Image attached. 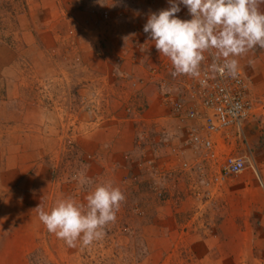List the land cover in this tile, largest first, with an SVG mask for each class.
<instances>
[{
    "label": "rangeland",
    "instance_id": "obj_1",
    "mask_svg": "<svg viewBox=\"0 0 264 264\" xmlns=\"http://www.w3.org/2000/svg\"><path fill=\"white\" fill-rule=\"evenodd\" d=\"M128 2L56 0L54 41L32 32L53 26L42 7L52 3L0 0V264H264V49L236 58L259 121L255 139L235 144L247 169L219 183L218 163L189 142L187 127L163 101L164 113L153 115L142 92L169 80L164 63L158 74L149 67L134 79L117 58L118 71L103 85L112 84L118 98L94 96L100 78L81 68L87 35L97 28L100 46L110 40L111 24L124 25ZM133 90L141 91L133 98ZM153 118H161L159 127L148 130ZM105 182L125 200L90 246L69 247L39 220V205L48 211L65 198L86 204Z\"/></svg>",
    "mask_w": 264,
    "mask_h": 264
},
{
    "label": "clouds",
    "instance_id": "obj_2",
    "mask_svg": "<svg viewBox=\"0 0 264 264\" xmlns=\"http://www.w3.org/2000/svg\"><path fill=\"white\" fill-rule=\"evenodd\" d=\"M169 7L151 13L143 26L162 57L170 60L173 76H198L204 53L215 50L223 60L214 70L235 76L237 57L255 48L264 49V0H168ZM184 5L192 17L181 20L176 14ZM75 179V177H74ZM80 183L86 184V180ZM125 195L111 182L97 184L86 196V204L71 198L58 200L50 210L39 205V220L50 234L69 247L78 242L90 246L103 238L106 227L116 221Z\"/></svg>",
    "mask_w": 264,
    "mask_h": 264
},
{
    "label": "built area",
    "instance_id": "obj_3",
    "mask_svg": "<svg viewBox=\"0 0 264 264\" xmlns=\"http://www.w3.org/2000/svg\"><path fill=\"white\" fill-rule=\"evenodd\" d=\"M191 18L182 14L181 20ZM204 56L198 76H173L172 64L166 61L162 67L169 80L156 83L172 116L179 120L181 126L187 127L189 142L204 153L207 161L218 162L214 138H229L232 130L242 132L254 116L255 106L249 84L239 66L235 76L227 72L221 74L212 67L223 63L222 58L217 59L215 50L204 53ZM157 68H153L152 75L159 73ZM218 169L216 181L223 183L230 176L242 174L247 169V162L240 156H228Z\"/></svg>",
    "mask_w": 264,
    "mask_h": 264
},
{
    "label": "crops",
    "instance_id": "obj_4",
    "mask_svg": "<svg viewBox=\"0 0 264 264\" xmlns=\"http://www.w3.org/2000/svg\"><path fill=\"white\" fill-rule=\"evenodd\" d=\"M47 2L52 3V5L50 6L42 5V7L44 8V12H46L47 19L49 18L55 23L53 24V26H48V27L46 26V24H42L41 26L40 24H38V26L35 29H32V32L34 31L37 33V29H40L41 32H46L50 36H53V40L56 41L58 39L56 35L59 32L58 23L56 22L59 19L57 18L58 17L57 15H59L60 13L59 11H54L56 6L55 3L56 0H47ZM154 2L155 3H151V5L149 4L148 0H132V2L130 3L128 2L127 5L128 10H126L127 11L126 18L123 19L125 20L123 27L122 25H119L120 21L118 22L114 21V23H112L110 26L111 39L101 44L102 46H100L99 44L101 42L97 43L96 41L97 38L101 39L102 32L99 35L98 34L99 29L97 28L95 29L94 32H90V33L88 32L89 34L87 35V41L89 45L87 46V54H89V57L88 58L85 57V59H82L83 63L82 62L81 63L84 65V67L81 68L86 72H91L93 74H96L97 77L100 78L96 80L98 81L97 83L100 82V85L97 84L96 88L94 87L95 89H98L97 87L100 86V90H95V92H93L96 98L99 99H102L103 97L114 98V95L116 98H118V95L114 92L112 84L110 87L103 85V83H106L105 79L108 73L111 74V72L116 73V70L118 71L119 67H117L118 65L116 66L117 58L121 57L124 60L122 64L123 66L122 65L120 66L122 68L121 70L122 71L125 70L128 74L134 76L133 77L134 79H139L142 77V75L146 77L148 75L147 69L149 67L156 68L157 66H160L164 62L170 61L168 60V58L159 55L158 51L154 46V43L149 39L148 34L144 33L143 31V26L147 22L148 16L151 13L158 12L159 10L167 9L169 7L168 0H154ZM42 3L44 2L42 1ZM58 8L59 7L57 6L56 9L58 10ZM182 14H187L188 16L190 15L188 9L181 4L180 11L176 14L177 18L181 19ZM66 21L69 22L67 18ZM91 35L95 36V41H96V43L94 44L95 46L92 45ZM134 39L137 41V43L135 44L133 50ZM92 46H94V52L88 53L92 50ZM132 53L134 57H132ZM88 61L91 69H93L95 73L89 68V65H87ZM85 67L87 69H85ZM111 83H113V81H111ZM102 87L103 88L109 87V90L108 88L103 90ZM143 88L144 89H142V92L145 91V93L147 92L149 94L148 96H146V100L147 101L149 100L150 104L151 103L153 104V106H151L153 109V112L151 111L153 115L156 114L155 112L156 109H157V114L164 113L163 111L166 109L163 106V104L161 105L162 96L158 87L156 85L148 83ZM140 91L138 92L140 93ZM138 92L136 90H133L131 93V95H133L132 97L134 98L138 94ZM154 106H157V108H154ZM258 117L259 116H257L255 112L254 116L249 122H247L242 132L238 130H232L229 138L225 136H219L214 138L215 140L214 143L218 153V162H217L218 166L221 162H223V160L226 157L236 155L237 147L235 146V144L237 143L236 142L237 140H239L242 137L247 142H250L252 138L255 139V135L251 133H253V131L255 130L253 127L255 121H259L257 120L259 119ZM160 119L161 118L148 119L149 122L148 130H150L154 126L159 127L158 123ZM261 121H262L261 123H263L262 125H264V119ZM262 127L264 128V126ZM255 134H257V132H255ZM109 135H110L109 138L110 142H113L114 138L117 137L116 134L113 132V130L112 133L110 132ZM251 135L253 136L251 137ZM260 160L264 161V152L262 153Z\"/></svg>",
    "mask_w": 264,
    "mask_h": 264
}]
</instances>
